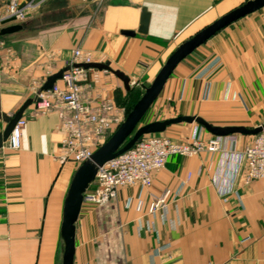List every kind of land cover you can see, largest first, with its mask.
Masks as SVG:
<instances>
[{"label":"crops","instance_id":"obj_1","mask_svg":"<svg viewBox=\"0 0 264 264\" xmlns=\"http://www.w3.org/2000/svg\"><path fill=\"white\" fill-rule=\"evenodd\" d=\"M245 1L45 0L19 31L0 36V132L33 98L32 87L41 89L65 67L73 49L91 52L93 62L124 73L131 83L152 82L180 44ZM6 2L0 0V14ZM143 9L149 23L139 34ZM188 57L164 85L179 91L183 114L245 127L255 109L251 98L264 92V11L231 23ZM81 86L93 110L104 101L114 104V130L125 117L115 96L125 97L122 83L110 72L87 69ZM61 111L57 103L44 113L28 106L21 148L0 149V264L61 262L64 193L76 169L60 162ZM181 130L167 136L180 142L193 133L211 138L202 128ZM250 136L222 138V154L172 156L151 172L149 187H121L103 205L83 203L73 264H264V178L245 183L241 154ZM165 192L163 211L150 215L149 204Z\"/></svg>","mask_w":264,"mask_h":264},{"label":"built area","instance_id":"obj_2","mask_svg":"<svg viewBox=\"0 0 264 264\" xmlns=\"http://www.w3.org/2000/svg\"><path fill=\"white\" fill-rule=\"evenodd\" d=\"M45 0H7L0 14V30L6 24H21L37 10ZM81 3L101 2L103 0H77ZM93 63L92 53L75 48L71 60L65 65L60 80L49 91L32 87L33 99H40L35 111L44 113L59 104L62 111L58 116L64 137L59 143L60 162H71L78 167L87 160L100 143L114 130L109 113L115 109L112 102L99 103L92 109L82 98L81 80L85 74L82 64ZM134 83H131V86ZM122 122V121H121ZM119 122L118 125L121 123ZM26 119L21 117L13 127L2 148L17 151L21 148L22 128ZM117 125V126H118ZM233 136V135H229ZM226 136V137H229ZM254 139L242 151L246 175L245 183L264 178V129L253 136ZM222 138L211 135L203 141L193 133L186 142L174 141L160 134H148L129 150L102 165L93 183L84 193L83 203L103 205L113 200L121 187L138 185L140 189L151 185V172L164 168L168 158L179 156L190 158L207 153L210 155L226 152ZM231 143H235L234 137ZM228 150L234 152L231 147ZM182 185V183H181ZM169 192L149 204L148 213L163 211ZM129 205V201L126 202Z\"/></svg>","mask_w":264,"mask_h":264},{"label":"water","instance_id":"obj_3","mask_svg":"<svg viewBox=\"0 0 264 264\" xmlns=\"http://www.w3.org/2000/svg\"><path fill=\"white\" fill-rule=\"evenodd\" d=\"M263 8L264 0H247L180 44L167 58L149 86H141L143 94L125 115L122 122L115 128L109 138L98 146L87 160L76 167L69 186L64 193L59 232L62 241L60 264H73L75 253V224L83 204L84 193L93 183L98 169L108 161L132 148L142 136L160 134L165 132L169 126L181 123L199 125L214 137H226L237 134L256 135L264 129V124L251 129L244 126H215L196 115H181L175 118L150 122L139 126L180 62L186 59L197 48L202 46L223 28ZM148 23L149 14L143 9L137 32L139 34H145L147 32ZM20 29L21 26L19 24L4 27L0 30V36L17 32ZM123 34L126 36L134 35V33L130 31H125ZM80 67L85 70L95 69L110 72L122 83L125 91H129L132 87L129 78L124 73L113 70L105 64L93 62L82 64ZM64 70L65 69H62L56 74L49 76L40 90L44 92L51 90L54 83L61 79ZM39 102L40 99L29 98L17 110L3 131L0 132V149H2L3 144L8 139L16 122L22 117L24 110L28 106Z\"/></svg>","mask_w":264,"mask_h":264},{"label":"rangeland","instance_id":"obj_4","mask_svg":"<svg viewBox=\"0 0 264 264\" xmlns=\"http://www.w3.org/2000/svg\"><path fill=\"white\" fill-rule=\"evenodd\" d=\"M93 3H97V2H93ZM262 11H264V9H262ZM170 78H172V77H170ZM150 83H151V81L142 82V84L132 85V87H131L132 88V95H130L131 101L127 99L126 102L130 104V102H133L134 100L139 99L141 97V95L143 94V89L141 86H149ZM263 93L264 92H262V95L259 96L258 98L257 97L251 98L250 104L252 106L253 102H254V104H255L254 108L255 109L249 111L247 113V116H245V118H244L243 122L246 123L245 127H247V128L251 129V128H255L261 124H264V96H263ZM115 96H116L117 102H120L123 99L121 93L117 92ZM179 100H180L179 91L173 90L170 92L169 91V85L167 84V86L163 88L159 97L156 99V101L150 107V109L148 110V112L146 113L144 118L142 119L139 126H142V125L150 123V122L162 121V120H166V119H170V118H175V117H178L181 115H186V114H183V104ZM193 115H195L194 112H191L189 114V116H193ZM193 127H196L198 129L202 128L196 124L181 123V124L169 126L166 129V133L163 132V133H161V135L164 137L166 136V137H168L174 141H177L173 137H170L169 135L167 136V133H173V135H178L181 133V131H183L181 129L193 128ZM202 130H204V129L202 128ZM110 135H108L102 141V143H104L109 138ZM253 136L254 135L250 136L252 138V140L254 139ZM178 142H180V141H178ZM102 143H100V145ZM96 149H97V146H96Z\"/></svg>","mask_w":264,"mask_h":264},{"label":"trees","instance_id":"obj_5","mask_svg":"<svg viewBox=\"0 0 264 264\" xmlns=\"http://www.w3.org/2000/svg\"><path fill=\"white\" fill-rule=\"evenodd\" d=\"M130 95H132V88L129 91L126 92L125 97H123V99L120 102H117L119 105H121L125 109V115L131 110V108L133 107V105L138 100V99H136L133 102H130V104L127 103L126 102L127 99L131 101Z\"/></svg>","mask_w":264,"mask_h":264}]
</instances>
